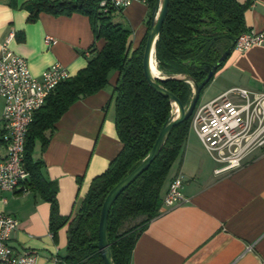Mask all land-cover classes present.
I'll use <instances>...</instances> for the list:
<instances>
[{"label":"crops","instance_id":"crops-1","mask_svg":"<svg viewBox=\"0 0 264 264\" xmlns=\"http://www.w3.org/2000/svg\"><path fill=\"white\" fill-rule=\"evenodd\" d=\"M24 1L18 0V7L13 8L0 0V47L12 34L9 49L27 61L32 76L40 77L55 63L74 76L86 66L92 50L103 47V40L95 41L86 16L42 13L28 22V12L20 8ZM245 1L237 0L240 4ZM151 18L148 5L141 2L113 17L130 31V53L146 36ZM244 20L249 30L264 33V0H255L245 11ZM47 36L57 42L47 46ZM118 80L119 72H110L102 90L71 105L55 124L44 151L35 143L32 159L42 161L44 179L56 185L57 207L63 217L75 216L91 181L122 149L114 126ZM234 87L264 90V40L244 52L232 50L203 91L199 105ZM2 111L0 98V125ZM6 152L0 128V159ZM215 167L190 128L161 192L163 198L169 183L180 177L186 202L160 209L159 216L138 238L130 264H264V149L254 152L234 171L215 176ZM49 211V203L29 180L15 193H0V214L17 220L10 245L18 253H36L35 264H52L53 257L63 258L66 253L67 227L59 230L54 240L49 233Z\"/></svg>","mask_w":264,"mask_h":264},{"label":"trees","instance_id":"trees-1","mask_svg":"<svg viewBox=\"0 0 264 264\" xmlns=\"http://www.w3.org/2000/svg\"><path fill=\"white\" fill-rule=\"evenodd\" d=\"M6 1L11 7H18V0ZM254 1L240 4L237 0H169L155 43L156 67L166 78L158 84L184 107L190 104L192 87L175 77L182 76L201 85L208 69L233 47L236 38L250 31L245 25L244 13ZM147 5L152 13L158 9L159 0H148ZM20 8L28 12V22L35 21L42 13L55 17L79 13L89 19L95 41H104L99 51L92 50L93 55L84 68L48 95L28 127L24 147L29 184L50 205L51 237L56 240L59 230L67 227L66 253L61 260L65 264H104L97 248L102 203L111 189L149 154L160 129L169 119L171 102L153 91L144 78L142 55L147 34L130 53L127 50L130 31L113 21L119 12L101 13L97 0H25ZM112 71L119 72L114 88V126L122 149L108 168L91 181L75 216L63 217L57 207L56 185L44 179L42 161L32 159L35 143L39 142L44 151L62 115L75 102L102 90ZM199 102L200 99L197 107ZM192 117L170 131L158 156L111 206L106 235L113 264L131 263L138 238L159 216L161 192L187 140Z\"/></svg>","mask_w":264,"mask_h":264},{"label":"built area","instance_id":"built-area-1","mask_svg":"<svg viewBox=\"0 0 264 264\" xmlns=\"http://www.w3.org/2000/svg\"><path fill=\"white\" fill-rule=\"evenodd\" d=\"M99 11L121 13L135 2L148 0H97ZM12 34L0 47V98L3 100L1 142L6 155L0 159V193L19 191L29 178L24 163L25 138L33 117L46 98L63 81L68 71L59 63L46 69L40 77L29 71L27 61L9 49ZM264 33L246 31L233 44V50L244 52L261 45ZM53 37H45L47 46L55 44ZM88 55V53H86ZM190 128L202 144L206 154L216 164L215 176L239 169L247 158L264 149V90L251 92L240 87L231 88L211 101L199 105ZM180 177L168 185L161 208L171 209L186 202ZM2 203L6 199L1 198ZM17 230V220L0 214V264H35L37 255L32 251L18 253L10 245ZM52 264H65L53 257Z\"/></svg>","mask_w":264,"mask_h":264},{"label":"water","instance_id":"water-1","mask_svg":"<svg viewBox=\"0 0 264 264\" xmlns=\"http://www.w3.org/2000/svg\"><path fill=\"white\" fill-rule=\"evenodd\" d=\"M169 5V0H159V5L157 10H153L151 23L148 28L146 42L143 50L142 55V69L143 75L148 83L149 87L155 91L157 94L169 99L172 104H175L178 109V116L173 117V109L171 110L170 116L168 121L162 126L159 131V134L153 144V147L149 154L140 162V164L130 172L126 177L120 180L107 194L105 197L101 211H100V218L98 224V242L97 248L100 253V256L103 260L104 264H113L111 259V251L110 246L107 241V224H108V215L111 206L116 201L118 196L132 183L136 180L138 176H140L153 162V160L158 156L160 150L162 149L166 138L170 131L180 123L184 122L188 118H190L196 107L197 103L200 99V93L205 85L209 82V80L214 76L218 68L224 63V61L229 56L230 52L232 51L233 47L229 49L217 62L216 65L208 69V74L205 81L201 85H197L190 79H185L192 87V98L188 107H184L183 104L168 90L163 88L161 85L158 84V81H162L166 78H162L160 76H152L150 70V62L153 59L154 65L156 67V60H155V43L158 38L159 32L165 20L167 9ZM157 69V67H156ZM177 78V77H175Z\"/></svg>","mask_w":264,"mask_h":264},{"label":"bare ground","instance_id":"bare-ground-1","mask_svg":"<svg viewBox=\"0 0 264 264\" xmlns=\"http://www.w3.org/2000/svg\"><path fill=\"white\" fill-rule=\"evenodd\" d=\"M150 70H151V75L152 76H159V71L156 69L153 59L150 62ZM172 109H173V117H177L178 116V109L177 106L175 104H172Z\"/></svg>","mask_w":264,"mask_h":264},{"label":"rangeland","instance_id":"rangeland-1","mask_svg":"<svg viewBox=\"0 0 264 264\" xmlns=\"http://www.w3.org/2000/svg\"><path fill=\"white\" fill-rule=\"evenodd\" d=\"M203 101V98L201 99V102Z\"/></svg>","mask_w":264,"mask_h":264}]
</instances>
